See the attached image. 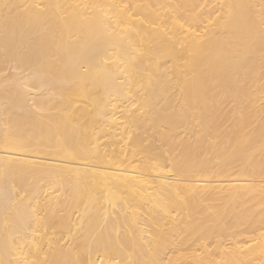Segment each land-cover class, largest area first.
<instances>
[{"label": "bare ground", "instance_id": "6f19581e", "mask_svg": "<svg viewBox=\"0 0 264 264\" xmlns=\"http://www.w3.org/2000/svg\"><path fill=\"white\" fill-rule=\"evenodd\" d=\"M263 98L264 0H0V264H264Z\"/></svg>", "mask_w": 264, "mask_h": 264}, {"label": "rangeland", "instance_id": "374dc122", "mask_svg": "<svg viewBox=\"0 0 264 264\" xmlns=\"http://www.w3.org/2000/svg\"><path fill=\"white\" fill-rule=\"evenodd\" d=\"M8 74L10 73V72H7ZM4 76L6 77V73L4 74ZM8 80V79H7ZM264 101V98L263 99H261L260 100V103H262ZM120 114V112L118 113V115ZM228 122L226 121L225 123H224V125L225 124H227ZM116 141L115 142H117V141H120V139H121V135H117L115 138H114ZM96 140H98L97 141V144H98V148H102L103 146H105L106 144H109V145H111V147H115L114 145V143H112V144H110V142H109V140L107 141V140H104V138L103 137H98V138H96ZM127 142V139H124V142L123 143H126ZM29 155H32V156H40V157H38L37 159H32V160H36V161H38V160H41V161H44L43 159H40V158H43L44 156V158H49L47 155H43V154H38V155H35V154H29ZM42 156V157H41ZM141 156V155H140ZM139 157V156H138ZM82 163H84L85 161H81ZM88 162V161H87ZM86 162V163H87ZM20 165H21V163H19ZM18 163H16V165L14 166V167H18L19 166V168L21 167H23V165L22 166H20ZM88 164H89V162H88ZM90 164H92L91 162H90ZM11 166V165H10ZM28 166H30V167H28ZM28 166H24V167H27L28 168V170L27 171H25L24 173H22L23 175L21 176L22 177V179H24L26 182H28V180L29 179H31V180H29V182L30 183H32V182H38L37 180H39L40 182L39 183H41V182H44V178L45 179H47V177H45L46 176V174L44 175V171H43V168H42V166H40V165H38V164H35V163H31V164H28ZM40 166V167H39ZM23 167V168H24ZM12 169H11V171H13V169H14V171H15V168H13V167H11ZM30 168H33L32 170H33V172H32V174L34 175V176H32L31 175V170H30ZM39 169V171H38V169ZM41 169H42V171H41ZM19 169L18 168H16V171H18ZM34 170H36V171H34ZM167 171L168 172V174L169 175H171L172 174V171H170V170H168V168L166 167V168H164V171ZM10 171V170H9ZM30 171V172H29ZM41 171V172H40ZM27 172V173H26ZM38 172V173H37ZM37 173V175H35ZM41 173V174H40ZM67 173V172H66ZM63 174L64 176H66V177H69V176H71L70 175V173L68 172L67 174ZM28 174L31 176H28ZM38 174H40V175H38ZM69 174V175H68ZM27 177V178H26ZM28 177H30V178H28ZM44 177V178H43ZM14 178V177H13ZM12 178V179H13ZM41 178V179H40ZM16 179V180H15ZM27 179V180H26ZM13 180H15V181H19L20 182V180L19 179H17V177H15ZM34 180V181H33ZM32 181V182H31ZM28 182V183H29ZM20 185L22 184V183H19ZM22 191H23V194H25L26 193V189H22ZM217 192H216V194H218L219 192H218V189L216 190ZM22 194V195H23ZM224 197V198H223ZM226 200V198H225V196H223L221 193H219L218 195H215V197L213 196V197H211V199L210 200H207L208 201V204L210 205V203H211V205L213 206V205H216V206H218V208H220V205H221V208H223V207H225L224 206V204H225V202L227 203L228 202V199ZM230 200V199H229ZM253 200V201H252ZM251 201V203L250 204H248L250 201H248L247 200V205L248 206H251V208H253L254 206H253V204L255 205V203H253V202H255L256 200L255 199H252ZM255 200V201H254ZM206 201V200H205ZM204 201V202H205ZM207 201L205 202V203H207ZM209 201H210V203H209ZM225 201V202H224ZM230 202V201H229ZM223 205V206H222ZM246 204H245V206L246 207H248ZM262 207H264L263 205H261ZM260 206V207H261ZM260 207H256V208H253L252 210H254V211H256L257 209V211H260L261 210V208ZM217 208V207H216ZM220 208V209H221ZM263 209V213H264V208H262ZM236 210H238V209H236ZM241 230V229H240ZM244 233L242 232L240 235L239 234H237L238 236H236L238 239H244L243 237L245 236V234L243 235ZM246 237V236H245ZM214 238H215V241H219L220 240V242L222 241V242H231L232 241V238H231V236L230 235H226L225 237H223V236H221V237H217V236H214ZM212 239H213V237L212 238H210V240L209 241H211V242H213L214 241V239H213V241H212ZM208 240H207V242H208ZM214 241V242H215Z\"/></svg>", "mask_w": 264, "mask_h": 264}]
</instances>
